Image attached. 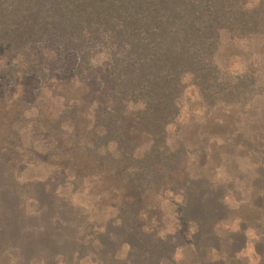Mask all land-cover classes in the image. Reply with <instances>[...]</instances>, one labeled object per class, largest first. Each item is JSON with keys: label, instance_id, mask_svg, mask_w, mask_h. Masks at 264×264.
<instances>
[{"label": "trees", "instance_id": "obj_1", "mask_svg": "<svg viewBox=\"0 0 264 264\" xmlns=\"http://www.w3.org/2000/svg\"><path fill=\"white\" fill-rule=\"evenodd\" d=\"M223 29L238 36L264 33V0H0V46L22 51L51 44L53 52L75 55L76 72L86 77L92 75L93 56L108 57L116 106L95 114V125L103 131L95 135L92 152L101 166L119 167L114 173H123L133 189L148 187L178 158L165 144V133L180 113L184 75L193 76L207 100L233 92L215 62ZM28 62L33 69L31 60L22 63ZM129 103L140 104L131 121L153 137L141 157L134 155L124 132ZM260 154L254 192L261 203L264 151ZM57 178L54 172L44 180L22 182L0 164V264L6 256L12 264H80L84 258L97 264H173L179 246L186 245L177 233L160 236L136 226L125 209L96 231L86 213L57 188ZM225 187L205 175H187L180 185L181 220L196 225L191 246L203 264H226L207 258L209 250L220 249L232 264H264V236L254 245L261 246L259 260L250 263L236 257L246 245L244 229L223 239L213 231L230 211ZM27 203L35 207L27 211Z\"/></svg>", "mask_w": 264, "mask_h": 264}, {"label": "rangeland", "instance_id": "obj_2", "mask_svg": "<svg viewBox=\"0 0 264 264\" xmlns=\"http://www.w3.org/2000/svg\"><path fill=\"white\" fill-rule=\"evenodd\" d=\"M27 47L20 51L0 46V164L10 167L18 181L44 180L55 172L57 188L86 213L96 231L125 209L136 226L183 238L186 245L179 246L173 264H203L191 246L196 225L181 220L184 197L179 187L187 175H205L226 186L224 201L230 208L213 231L223 239L244 229L246 245L236 257L259 260L261 246L254 245L264 236V199L260 203L256 198L254 185L264 151V33H219L215 62L231 94L207 100L193 76L184 75L180 113L165 133V144L178 158L141 189L126 183L123 173H114L119 167L101 166L92 152L95 135L103 131L95 125V114L116 106L108 57L93 56L92 75L86 77L76 72L75 55L53 52V45L46 43ZM30 60L33 69L30 62L29 67L22 63ZM239 78L246 81L238 83ZM139 108V103H129L124 128L136 157L153 142L152 135L131 121ZM33 207L26 205L27 211ZM207 258L232 264L221 249L209 250ZM11 259L6 256L2 264H12ZM80 264L97 263L84 258Z\"/></svg>", "mask_w": 264, "mask_h": 264}]
</instances>
